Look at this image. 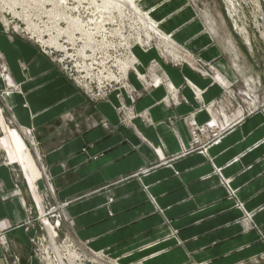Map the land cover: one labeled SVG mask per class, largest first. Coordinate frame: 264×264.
I'll return each mask as SVG.
<instances>
[{
	"label": "crops",
	"instance_id": "0c3cea01",
	"mask_svg": "<svg viewBox=\"0 0 264 264\" xmlns=\"http://www.w3.org/2000/svg\"><path fill=\"white\" fill-rule=\"evenodd\" d=\"M138 7L150 13L173 43L214 63L229 82L237 80L217 36V29L223 31L225 26L204 24L189 0H139ZM0 51L15 86L9 91L0 85L2 109L11 116L16 132H30L36 141L35 153L47 168L59 200L76 198L66 215L74 221L75 238L91 252L117 264H185L186 253L196 264H234L263 250L258 234H242L235 224L240 213L227 200L215 169L231 180L246 210L264 207V115L251 116L234 127L207 151L210 161L194 154L171 167L120 180L156 163L153 151L163 160L186 148L190 135L185 119L192 116L200 126L208 123L212 118L208 111L222 97V88L188 67L165 65L155 51L144 54L135 48L137 73L145 74L148 64L156 61L183 101L168 107L167 92L158 81L136 101L133 109L138 117L126 127L119 124L115 111L118 92L93 105L27 42L11 43L1 36ZM128 81L142 91L134 74ZM120 94L128 103L125 91ZM144 113L149 125L140 116ZM224 117L229 123L230 118ZM4 131L0 137V264H9L14 257L20 264H38L29 245L36 224L34 187L20 186L18 178L20 169L31 181L39 174L19 135ZM39 185L44 187L41 179ZM167 221L178 231L183 247L165 239ZM254 222L264 234V210Z\"/></svg>",
	"mask_w": 264,
	"mask_h": 264
},
{
	"label": "rangeland",
	"instance_id": "374dc122",
	"mask_svg": "<svg viewBox=\"0 0 264 264\" xmlns=\"http://www.w3.org/2000/svg\"><path fill=\"white\" fill-rule=\"evenodd\" d=\"M106 1L108 6L105 5ZM138 2L139 0H135L134 8L127 0L124 2L123 0H0V37H6L11 43L16 39L23 40L51 62L43 51L49 52L47 48L57 49V44L73 45L75 40L80 39V43L74 48L83 50L86 60L80 62L81 67L85 68L81 70L88 77L76 80L66 78L93 105L107 102L111 93L118 92V106L115 111L120 125L131 127L132 121L138 117L133 109L136 101L141 98L143 92L156 87L155 81H160L165 88L167 97L164 103L168 107H174L183 101L156 61L152 60L148 64L145 74L137 73L138 61L133 52L135 48L140 49L144 54L155 51L165 65L179 70L184 66L188 67L202 78L209 79L222 88V97L212 106V111H208L220 124L216 137H213L215 132H209L207 136L201 137L200 144L191 143L190 138L188 146L177 156L163 160L157 155V151H153L158 158L156 163L120 180L137 178L158 168L171 167L176 160L194 154L210 161L207 151L216 145L213 144L214 140H222L246 118L257 114L264 115V31L262 29L264 16L260 15V13L264 15L263 3L254 4L250 0H236L235 3L240 6L238 13L236 16H228L222 0H189L196 17L204 24L216 28L225 26L223 31L217 29V36L220 45L225 47L227 59L237 76L236 81L229 82L215 69L214 63H206L199 58V55H192L185 48L173 43L170 36L160 31L159 24L146 15L150 13L138 7ZM227 39L231 40V44ZM130 74L136 76L142 91H136L129 84ZM1 75H8L12 81L9 68L0 51ZM156 76L159 78L157 79ZM0 85L4 90L6 89L1 78ZM122 90L126 93L128 103L120 94ZM194 93L200 95L195 89ZM140 116L145 124H150L146 113ZM224 116L230 118L229 123H226ZM193 121L195 120L192 116L185 119L188 132L192 129ZM197 126L202 127L198 124ZM4 128L16 132L11 116L0 104V137L5 136ZM16 133L25 144L44 186L39 185L38 177L33 181L27 179L20 169L19 185L34 187L32 190L35 200V230L39 241L35 240L34 244L29 242L31 257L38 264H58L53 250L55 247L64 264H117L102 253L91 252L85 243L75 238L72 231L74 221L67 217L66 210L76 198L59 200L58 190L49 177L47 168L42 164L40 156L35 153L36 141L31 140L26 133ZM215 174L226 193L227 200L232 203L233 209L240 213L235 224L241 228L242 234H258L259 243L263 247L259 254L234 264H264V234L254 222L256 215L263 212L264 207L253 211L246 210L244 203L237 198L236 190L231 188V180L221 175V169H215ZM37 185L41 191L44 189L46 191L42 195L46 194L45 203L47 201L49 204L47 210H43L38 204L40 194L35 189ZM48 185H51L52 192ZM109 204L106 207H109ZM43 215H46L49 223L44 222L49 239L45 229L38 230L43 229V226L36 219ZM165 228L167 230L165 239L174 240L179 247H183V243L178 239V231L170 226V222L165 223ZM186 256L188 261L185 264H196L190 254L186 253Z\"/></svg>",
	"mask_w": 264,
	"mask_h": 264
},
{
	"label": "built area",
	"instance_id": "2783aa9c",
	"mask_svg": "<svg viewBox=\"0 0 264 264\" xmlns=\"http://www.w3.org/2000/svg\"><path fill=\"white\" fill-rule=\"evenodd\" d=\"M222 1L224 2L225 11L227 12V15L228 16L229 15L230 16H236V14L238 13V9L240 8L239 4L235 3L236 0H222ZM250 1L254 2V4L256 2L258 4L263 3V5H264V0H250ZM260 15L264 16L263 13H260ZM259 20L262 23V20L260 18H259ZM262 29L264 31L263 23H262ZM78 43H80V39L79 40H75V42H73V45L72 44H69V45L68 44H57V46H58L57 49L52 48L53 50H50V48H47L49 52L43 51V53L51 59V62L55 66H57L59 68L61 73L65 77H67V78H69L71 80L82 79V78L85 79V78L88 77V75L83 74L82 70H85V68H83V66L81 67V64H80L81 61H85L86 60V58L84 56V53L82 52L83 50L82 49L75 50V48H74ZM0 78L2 79V81H4L6 89H12V88L14 89L15 88L14 84H12V86H10L8 84L9 81L11 83H13L10 80L8 75H1ZM156 83L157 82L155 81V86H157ZM160 84H161V82H160ZM191 125H192V127H191L192 129L189 132L190 133V138H191V141H192L191 143L200 144L201 137L204 136V135L207 136V134L209 132H215L213 137H216L218 135L217 132L219 131V125L220 124L217 122V120L211 118L210 121L208 123H206L202 127H198L197 124L195 123V121H193L191 123ZM27 135H29L31 137V140L34 139L31 136L30 132L27 133ZM219 141L220 140H214L213 144L217 145L219 143ZM42 174L45 176L43 170H42ZM40 179H41V176L39 175L38 182L40 181ZM46 180H47V177H46ZM48 188L52 192L51 185H48ZM35 189L40 194V196L38 197L39 198V203L38 204L41 206V208L43 210H47L49 204H48L47 201L45 203L46 194L42 195V193L46 192L45 189H44V191H41L40 188H39V185H37L35 187ZM34 202H35V200H34ZM27 213H28L29 216L32 215L30 210H27ZM36 220L40 221L41 225L43 226V229L39 228L38 230L42 231V230L45 229V231L47 233V230H46V228L44 226V222L45 221H47V223H48L46 215H43L42 217H38V219H36ZM27 224H30V222L27 221ZM47 237L49 239L48 233H47ZM35 240L39 241V237L37 235L36 230H35V234L29 239V242L34 244ZM9 264H19V259L14 257V258H12L11 262H9Z\"/></svg>",
	"mask_w": 264,
	"mask_h": 264
},
{
	"label": "bare ground",
	"instance_id": "6f19581e",
	"mask_svg": "<svg viewBox=\"0 0 264 264\" xmlns=\"http://www.w3.org/2000/svg\"><path fill=\"white\" fill-rule=\"evenodd\" d=\"M105 1V0H104ZM117 1V0H116ZM134 8H135V6H136V3H135V0H127ZM110 2V1H109ZM122 2V1H121ZM123 2H124V0H123ZM65 3V2H64ZM106 3L107 4H105V5H107L108 6V1H106ZM122 4V3H121ZM112 5H113V3H112ZM111 5V6H112ZM120 5V4H119ZM104 6V5H103ZM111 6H109V7H111ZM102 7V6H101ZM100 7V8H101ZM105 7V6H104ZM121 7V6H120ZM104 9V8H103ZM114 9V8H113ZM146 15L147 16H149L150 17V15H148L147 13H146ZM33 30V29H32ZM40 32V31H39ZM160 33V32H159ZM42 42V41H41ZM51 44V43H50ZM165 48V47H164ZM10 86H12V84L13 83H11L10 81H9V83H8ZM46 222V224H47V221H45ZM51 242L53 243V239H51ZM53 250L55 251V253H56V257H57V263L58 264H64L63 263V258L60 256V254H59V252L55 249V247H53Z\"/></svg>",
	"mask_w": 264,
	"mask_h": 264
}]
</instances>
